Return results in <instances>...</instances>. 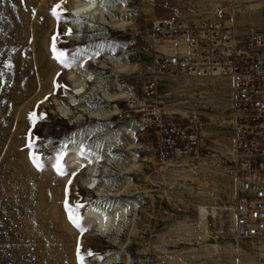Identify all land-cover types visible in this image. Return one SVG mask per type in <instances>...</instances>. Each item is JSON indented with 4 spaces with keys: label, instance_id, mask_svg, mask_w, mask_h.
Returning a JSON list of instances; mask_svg holds the SVG:
<instances>
[{
    "label": "rangeland",
    "instance_id": "1",
    "mask_svg": "<svg viewBox=\"0 0 264 264\" xmlns=\"http://www.w3.org/2000/svg\"><path fill=\"white\" fill-rule=\"evenodd\" d=\"M103 1L123 25L83 21V32L75 33L77 19L66 0H0L1 87L9 88L0 101V264H264V240L234 234L231 85L163 73L158 58L172 44L153 35L161 21L221 20L240 38L264 33V0ZM23 24L25 33L18 32ZM83 51L97 52L99 64L73 56ZM38 71L44 91L33 94L29 109L24 103L13 112L14 97ZM71 72L90 73L96 81L77 98L76 118L64 120L55 104L69 102ZM149 79L158 85L153 104L198 134L189 159L160 160L152 124L141 116L125 118L127 101ZM73 140L101 156L95 174L87 165L67 169ZM10 154L20 157L18 170L10 168ZM181 160L190 168H177ZM47 175L62 190L50 191L42 180ZM92 177L98 191L85 184ZM95 205L122 215L114 225L118 232L106 237L83 228L85 211Z\"/></svg>",
    "mask_w": 264,
    "mask_h": 264
},
{
    "label": "built area",
    "instance_id": "2",
    "mask_svg": "<svg viewBox=\"0 0 264 264\" xmlns=\"http://www.w3.org/2000/svg\"><path fill=\"white\" fill-rule=\"evenodd\" d=\"M174 26L172 27V25ZM153 35L171 40L176 47L159 56L167 75L217 74L233 92V168L236 199L232 211L239 239H264V33L240 38L224 21L159 22ZM165 37V38H164ZM158 91L156 79L144 82L140 94L127 102L125 118L151 121L156 131L155 152L160 159L190 158L198 149V134L152 109Z\"/></svg>",
    "mask_w": 264,
    "mask_h": 264
},
{
    "label": "bare ground",
    "instance_id": "3",
    "mask_svg": "<svg viewBox=\"0 0 264 264\" xmlns=\"http://www.w3.org/2000/svg\"><path fill=\"white\" fill-rule=\"evenodd\" d=\"M38 1L39 0H34L33 3L36 4V2H38ZM66 2L69 4L68 10L70 12V15L72 17H74V19H77V23L72 27V29L75 31V33H82L83 32L84 28L81 27L82 24L80 23V22H83V21H87L88 24H91V25H94V24H99V25L107 24V23H109L107 21L108 19L112 23H118L114 19L113 14H111L113 9L108 8V4H105L103 0H66ZM30 4H31V2H30ZM14 20H15V18H14ZM24 22H26V20ZM24 24L23 25H18L16 27L18 32H24L25 31V27L26 26ZM42 24L43 25L48 24V19L46 17L43 18ZM121 25H123V24L122 23L121 24L118 23V26H121ZM173 26L174 25H172V27ZM175 39L176 38L171 39L172 42ZM159 40L160 41H164V42L165 41L168 42V40H163V38L159 39ZM171 40H169V42H171ZM70 41H74V38H71ZM172 42H171L172 46H169V48H166L167 45L165 47H163L165 49V51H164L165 53H168V52L170 53L171 50L175 49V46L176 47H178V46L180 47L179 39H178L177 42H175V44H173ZM104 49H102V50H104ZM113 54L114 53L112 51H107V56L112 61V63H114L115 65L119 66V68H121V70H124V66L120 62H118L117 60H113ZM73 56L78 57V61H81V60L84 59V60L90 61L91 63L99 64V62L97 61L98 54L95 51H83V52H80V53H74ZM39 61H40L39 62L40 63V69H43V67L46 66L45 61H44V59H40ZM76 65L78 67L79 63L76 62ZM135 70H136V68L133 69V71H135ZM181 75H183V74H181ZM29 76H30L29 83H28V85H26V88H25L26 90L23 88L21 96H18V97L15 96L14 97L15 100H13V105L11 107L13 112H15L18 109V107L21 106L24 103L25 104L29 103V104L26 105V108L29 109L30 106L33 103V102L30 101V98L38 90H39V93L42 90L41 78H40V75H39V71L34 77H32L31 74H29ZM186 76L187 77L197 76V77L204 78V79H208L206 77H211V78L215 77V78L224 79L223 77H220L217 74H212V75H209V76H200V75L191 74L189 76L188 75H186ZM4 78L5 77H2V76L0 77V97L4 93L5 90H7V91L9 90V88L8 89L6 88V85L1 87V81ZM68 78L70 79L71 84L73 85V88H72L73 91L71 93H69V94H66L64 97L69 102L67 104H65V105H62L61 103L56 102V104H55L56 105L55 106V112H54L55 114L59 115L64 120H72V119L76 118V115L74 114V112L72 110L74 108H78L80 106V104L77 102V98L80 97V96L81 97L82 96H86L87 93H88V90L92 91L90 89V86H94V83L96 81V78L93 77L92 74L85 73V72H81L80 75H76V74L71 72V73H69ZM19 82L20 81H18V83ZM16 83H17V81H16ZM96 83L100 84V82H98V81ZM87 87H89V88H87ZM12 88H14V90H15V86L12 87ZM14 90H13V92H14ZM42 91H44V90H42ZM157 93H158V91H157ZM157 93L152 98V100L150 101L152 109H150L149 111L156 112L157 114L160 112L161 114L166 115L164 112H162L161 108H159L158 105L153 104V102L155 101V98L157 97ZM15 95H17V94L15 93ZM40 95H41V93H40ZM1 100H2V97H1L0 101ZM130 100L131 99H129L127 102L130 103ZM26 108H24V109H26ZM81 111H82V109H81ZM25 112H26V110L23 113L25 114ZM127 113H129V112L127 111L126 114ZM167 116L172 117L171 115H167ZM135 118L136 117L131 118V119H135ZM149 122L151 123V121H149ZM4 124H6V126L9 125V123H4ZM12 152H13V150H12ZM14 154H16V153H14ZM14 154H10V155H12L11 156L12 160L10 158L11 161L9 160L10 161L9 166L13 170H18L20 168V164H19L20 157H18L17 155H14ZM100 157L101 156L98 155L95 152L83 149L82 143L76 142L75 140H73L72 144H70V146H69V152H68L67 157H66V162H67V165H68L67 169H69V172H72L73 170H79L81 168V166L87 165L88 166V170L90 171L91 175L95 174V171H96L95 170V165H96V163H99ZM173 159H185L186 160V159H189V158L188 157L187 158H177L176 157V158H173ZM173 159H166V160H173ZM160 160L165 161L164 159H160ZM53 161H55V159H52L50 163L52 164ZM90 163H91V165L89 166ZM48 165L49 164H46L47 167H48ZM176 165H177V168H179V169L190 168L188 163L186 161H184V160H181V162H178V164H176ZM26 169L28 170V167ZM48 169H50V168H47V170ZM47 176H45V179L43 177L42 180L44 181V184L47 186V188L49 187L50 191L54 190L55 187H56L55 189L61 188V190H62V183H60L59 180L57 181L52 176H48V177ZM181 177L182 178H187L188 176L183 174V176H181ZM85 184L91 190L98 191L97 190L98 189V186H97L98 183L95 182V177L87 179L85 181ZM118 216H122V215L118 214L116 210H114V212H112V211H109L106 208L101 207L100 205H95V206H91L90 208H88L85 211V213H84V215L82 217V225H83V228L86 231H92L95 235L106 236L107 237V235H109L111 232H118L119 231L118 229H115V227H114V225L116 224L115 221L117 220ZM199 218H200L201 222L206 220V213H205V209L204 208H200V210H199ZM234 234H235V229H234ZM241 240H243V239H241ZM255 240H262V239H255Z\"/></svg>",
    "mask_w": 264,
    "mask_h": 264
},
{
    "label": "snow or ice",
    "instance_id": "4",
    "mask_svg": "<svg viewBox=\"0 0 264 264\" xmlns=\"http://www.w3.org/2000/svg\"><path fill=\"white\" fill-rule=\"evenodd\" d=\"M57 7H59V5H57ZM53 14H54V15H56V14H57V13L55 12V10H54Z\"/></svg>",
    "mask_w": 264,
    "mask_h": 264
}]
</instances>
